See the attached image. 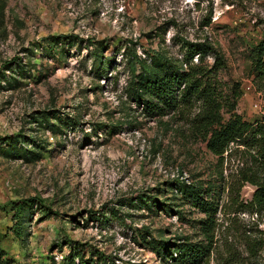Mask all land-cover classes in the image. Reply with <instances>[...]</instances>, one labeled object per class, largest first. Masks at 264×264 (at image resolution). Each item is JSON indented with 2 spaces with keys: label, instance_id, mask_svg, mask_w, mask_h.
Wrapping results in <instances>:
<instances>
[{
  "label": "rangeland",
  "instance_id": "rangeland-1",
  "mask_svg": "<svg viewBox=\"0 0 264 264\" xmlns=\"http://www.w3.org/2000/svg\"><path fill=\"white\" fill-rule=\"evenodd\" d=\"M263 29L264 0H0V264H174L143 238L208 244L193 224L205 215L172 192L183 183L218 206L207 262L247 257L245 233L264 240V218L245 207L255 187L234 184L242 152L221 163L209 151L199 104L148 113L133 65L139 75L161 46L180 59L182 40L209 39L223 104L239 88L236 112L255 124ZM46 113L62 119L39 125ZM153 199L179 207L148 209Z\"/></svg>",
  "mask_w": 264,
  "mask_h": 264
},
{
  "label": "trees",
  "instance_id": "trees-1",
  "mask_svg": "<svg viewBox=\"0 0 264 264\" xmlns=\"http://www.w3.org/2000/svg\"><path fill=\"white\" fill-rule=\"evenodd\" d=\"M182 41L183 58L172 57L161 46L158 51L147 56L148 58L137 62L141 67L139 75H136V65H133L135 76L133 83L137 101L144 104L148 113L158 115H164L167 111H175L182 105L199 104L200 112L195 118V126L197 131L203 134L209 151L221 163L228 156H232L234 151L242 152L243 166L234 184L237 182L239 191L247 184L255 187L252 200L245 207L257 217L254 220L260 222L264 218V118L253 124L245 121L236 112L237 103L242 94L239 88H234L232 99L223 104L215 77L225 65L224 57L209 39L202 42ZM209 57H213L215 61L211 67L205 64ZM252 70L255 80L263 84L264 29L261 40L253 48ZM224 109H227L228 119L224 117ZM61 119V117L56 118L54 114L46 113L38 123L39 125L51 124L53 120ZM173 190H176L199 213L205 215V219L193 220V224H197L208 244L193 243L188 239L174 244L153 239L147 240L146 237L143 240L157 254L164 258L168 256L174 264H209L207 260L213 251L218 206L212 197L210 200L207 199L210 194L199 185L183 183L177 186L175 184L172 186V192ZM153 204L158 209L167 212L173 205H176L160 203L153 199L147 204L148 209H151ZM179 214L181 212H178ZM244 238V252L247 257L239 258L238 261L235 259L234 262L232 258L225 259L223 264H264L260 255L264 249V240L253 230H248ZM68 264H75V262L73 260Z\"/></svg>",
  "mask_w": 264,
  "mask_h": 264
}]
</instances>
